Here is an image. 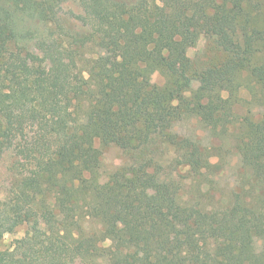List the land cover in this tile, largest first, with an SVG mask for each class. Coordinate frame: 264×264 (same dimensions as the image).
Returning a JSON list of instances; mask_svg holds the SVG:
<instances>
[{"label":"trees","instance_id":"trees-1","mask_svg":"<svg viewBox=\"0 0 264 264\" xmlns=\"http://www.w3.org/2000/svg\"><path fill=\"white\" fill-rule=\"evenodd\" d=\"M62 2L0 0V240L29 226L0 264H264V0H86L82 33ZM201 35L222 57L198 67ZM243 72L263 110L230 132ZM97 143L129 157L102 183Z\"/></svg>","mask_w":264,"mask_h":264},{"label":"rangeland","instance_id":"rangeland-1","mask_svg":"<svg viewBox=\"0 0 264 264\" xmlns=\"http://www.w3.org/2000/svg\"><path fill=\"white\" fill-rule=\"evenodd\" d=\"M133 2L135 0H128V2ZM86 0H63L61 3V11L63 15L62 26L66 31L72 32H87L90 31L91 23L88 19H85ZM88 57H95L98 53L95 47H91L86 50ZM188 54L193 61L195 66L203 67L210 64L212 61L222 57V52H220L214 45L213 40L206 36L201 35L197 43L192 46ZM80 64L84 65L83 61ZM239 88L235 97H233V111L236 115V119L231 125L230 132L239 131L242 126L241 122L245 116L251 115L255 120L261 116L263 107L261 103L257 100L255 92L259 91V88L254 86V83L247 77V72L241 73L239 76ZM152 81L158 84L166 83V78L159 71L152 75ZM198 83L192 82L191 89H196ZM180 130L189 134H200L201 141L204 144L216 143L218 141L211 138L209 132L204 128V126L198 122L196 119L185 122L180 126ZM232 144V141L230 145ZM99 150L102 153V161L100 165V182H104L105 178L110 172H112L118 165L122 164L126 160H129L128 154L116 147L113 144L103 145L97 143ZM232 147V145H231ZM172 155V149L167 150L165 153V160L169 159V155ZM227 159L229 162L226 163L224 170L220 172L217 176L221 187L223 190L230 191L233 186L236 185V173L237 166L239 164V156L235 150L231 149L227 153ZM10 160H5L0 162V198L3 197V190H7L9 186L10 175L6 174V169ZM217 157L213 161H217ZM205 185V184H204ZM5 188V189H4ZM189 194V190H186V196ZM95 225L97 227L98 225ZM91 225V226H93ZM29 228L27 224L16 228L13 232L6 233L4 237L0 240V250L14 251L17 257L21 254L25 247H21L22 239L26 236V230Z\"/></svg>","mask_w":264,"mask_h":264}]
</instances>
